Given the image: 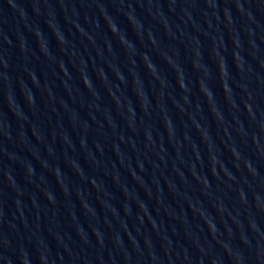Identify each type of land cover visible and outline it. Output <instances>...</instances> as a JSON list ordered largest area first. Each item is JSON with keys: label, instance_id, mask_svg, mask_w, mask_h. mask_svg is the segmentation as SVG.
<instances>
[{"label": "water", "instance_id": "1", "mask_svg": "<svg viewBox=\"0 0 264 264\" xmlns=\"http://www.w3.org/2000/svg\"><path fill=\"white\" fill-rule=\"evenodd\" d=\"M29 264H264V0H8Z\"/></svg>", "mask_w": 264, "mask_h": 264}]
</instances>
